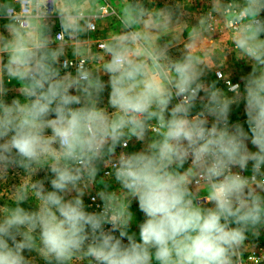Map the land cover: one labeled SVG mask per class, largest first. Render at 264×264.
Here are the masks:
<instances>
[{
  "label": "clouds",
  "instance_id": "clouds-1",
  "mask_svg": "<svg viewBox=\"0 0 264 264\" xmlns=\"http://www.w3.org/2000/svg\"><path fill=\"white\" fill-rule=\"evenodd\" d=\"M190 2L125 0L111 13L119 31L96 43L84 37L106 17L88 0H0V182L23 170L0 206V264H36L26 253L44 264H246L264 231V0H208L194 25ZM217 18L251 66L232 96L204 79L223 55H208ZM6 81L19 84L10 102ZM241 102L247 130L230 121ZM133 139L140 150L117 152ZM102 167L117 190L98 181ZM98 182L100 210L89 211Z\"/></svg>",
  "mask_w": 264,
  "mask_h": 264
},
{
  "label": "rangeland",
  "instance_id": "rangeland-1",
  "mask_svg": "<svg viewBox=\"0 0 264 264\" xmlns=\"http://www.w3.org/2000/svg\"><path fill=\"white\" fill-rule=\"evenodd\" d=\"M165 1L166 0H153L152 4H148L147 0H145V4L148 7L163 8L165 5L164 4ZM194 1L196 2V6L199 9V11L198 10L196 12L194 11L195 12L194 13L192 10H190L189 7H192L190 5L191 2L188 3V5L190 6H186V11L189 13L191 12L192 15L186 16L184 19L187 20L190 24H196L197 21L195 17L200 14H203L209 8L208 0H194ZM180 2H182V0H180ZM175 3H176V0H168L167 4L174 5ZM217 19H218V22L215 25L216 32L213 34V39H215L214 41L217 47L213 50L212 54L222 53V50H223V55L220 59H217L215 61L216 66H213L212 68L209 69L208 75L213 73V71H214V74L216 71H221L226 77L233 79V80L236 79L235 81H237L240 84L241 91H243V81L241 78L246 76L251 71V66L246 60L241 59L236 53L234 45L232 44V37L235 34L234 29L232 30L231 26L227 25L222 20H219V18ZM176 53L174 54L175 57H177V55L178 57L181 55L180 51L177 53V55ZM208 83L209 84L215 83L216 86L224 90L227 95L229 96L233 95L229 93L228 91H226L217 81L211 80ZM246 119L247 118H246V114L244 110V103L241 102L239 106L234 105L232 112L230 114V121L242 123L245 129L247 130ZM142 146H143L142 144L136 142L135 140H132L130 142V152L138 151L142 148ZM249 147L252 148L251 144H249ZM249 173H250V169L248 171V174ZM45 174L46 173L44 171H41L37 174L36 177H34V179H42L44 178ZM21 175H23V170L13 169L9 171L7 182L6 183L0 182V206H3L5 203H10V201H8L10 199V191L13 185L20 183ZM97 179L98 181L104 180L105 183L108 185V190H117L119 188V185L115 182V180H106L102 178L100 175V172L98 174ZM46 186L50 187V185H47V184ZM103 188H104V184H101L98 182L96 186L93 188V190L84 197L85 203L88 206L89 211H96L95 205L96 204L101 205L102 202L99 200V198H96L95 200H93V197L96 196V193L102 190ZM205 193H206V190H205ZM22 206H24L25 208H32L34 207V202L28 201ZM130 211L133 213V222L131 226V231L136 232L137 237H138V231H139L138 224L143 221L144 217H143V214L139 211L138 204L136 201L132 202ZM249 243H254L257 246L264 247V231L261 232L260 237L250 239ZM248 249H250V247ZM26 255L36 257V264H44V262L36 255V253H31V254L26 253Z\"/></svg>",
  "mask_w": 264,
  "mask_h": 264
},
{
  "label": "crops",
  "instance_id": "crops-1",
  "mask_svg": "<svg viewBox=\"0 0 264 264\" xmlns=\"http://www.w3.org/2000/svg\"><path fill=\"white\" fill-rule=\"evenodd\" d=\"M183 2H184V0H182V3ZM124 3H125V0H88L89 8L87 10H92V11L98 10L101 15L106 17V20H105V22H103V24H101L99 21H97L94 30L89 32V33H87L84 38H91V39L95 40L96 43H99L104 38L109 37L110 35L115 34L116 32H118L119 31V26H120L119 20L116 18L115 15H112L111 13H113V10H116L118 12L120 10V8L123 6ZM167 3H168V0H166L164 2V4H165L164 7L166 5H169ZM190 5L193 7V8L189 7L190 10H192L193 12L194 11L196 12L197 10L199 11V9L196 6V2L194 0H191V4ZM190 5L186 4V6H190ZM53 20H54V27L52 29V35L55 36V34L57 32L61 31V27H60V23H59L58 18L54 17ZM5 23H6V20H4L3 18H0V31L4 30L3 29V25ZM192 25H194V24H192ZM184 38L185 39L187 38V32L184 33ZM166 39H169V38L165 37L160 42L164 43V40H166ZM216 47L217 46L215 45V41H213L211 49H210V52L208 53L209 56L212 55V52H213V50ZM180 48H182V45H179L177 47L172 48L170 54L175 57L174 54L176 52L178 53L180 51ZM93 50L94 51L97 50L95 44L93 45ZM177 53H176V55H177ZM197 54L201 55L202 58L207 59V57H205L202 52H198ZM67 57H73L72 51H71L70 48L67 49ZM177 57H178V55H177ZM69 71H72V70H69ZM208 71L206 73V76L204 77L205 81L207 83L209 81H211V80L215 81L214 71L210 75H208L209 74ZM72 72H74V71H72ZM103 79L107 80V76H104ZM6 87L10 89V91L8 92V94L6 96V100L8 102H10L11 99H13V98L18 96V92L16 91V89L19 87V84L16 81H12L11 83H8L6 81ZM107 95H108V92L106 91L103 94V103H102L101 106H104V105L107 104ZM20 98L23 99V97H20ZM109 110H111V109H109ZM246 174H248V172ZM100 175H101V171H100Z\"/></svg>",
  "mask_w": 264,
  "mask_h": 264
},
{
  "label": "built area",
  "instance_id": "built-area-1",
  "mask_svg": "<svg viewBox=\"0 0 264 264\" xmlns=\"http://www.w3.org/2000/svg\"><path fill=\"white\" fill-rule=\"evenodd\" d=\"M231 29L233 30V28H231ZM57 33H59V32H57ZM96 48H97V46H96ZM67 59L70 61H73L74 63L76 62L74 57H67ZM68 70L75 71L74 67H71V66L69 67ZM214 76H215V81H217L226 91H228L231 94H233V93L229 91V84H231V85L239 84L237 81L226 77L221 71H216ZM240 89H241V86H240ZM121 150L130 152V142H129V145L126 149L118 148L117 152H119ZM110 171H111L110 168L102 167L101 168V177L106 179V180H115L114 177H110V176L106 175V173H108ZM244 174L250 175L251 172L249 174H246V173H244ZM98 205L99 204L95 205L96 211L100 210L98 208ZM244 260H245L246 264H264V247L257 246V245H255V248L250 247V249H248L244 253Z\"/></svg>",
  "mask_w": 264,
  "mask_h": 264
}]
</instances>
